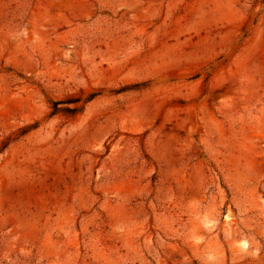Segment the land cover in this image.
Here are the masks:
<instances>
[{"label":"rangeland","instance_id":"1","mask_svg":"<svg viewBox=\"0 0 264 264\" xmlns=\"http://www.w3.org/2000/svg\"><path fill=\"white\" fill-rule=\"evenodd\" d=\"M5 142L0 264H264V1L0 0Z\"/></svg>","mask_w":264,"mask_h":264},{"label":"trees","instance_id":"2","mask_svg":"<svg viewBox=\"0 0 264 264\" xmlns=\"http://www.w3.org/2000/svg\"><path fill=\"white\" fill-rule=\"evenodd\" d=\"M264 1V0H263ZM95 95H89L85 102L92 99ZM67 106V107H60V106ZM82 110V107L80 106V99L79 98H71L64 101H54L51 103V113L50 115H57V114H63L68 116H75L78 113H80ZM8 146V143H3L0 150L5 149Z\"/></svg>","mask_w":264,"mask_h":264}]
</instances>
